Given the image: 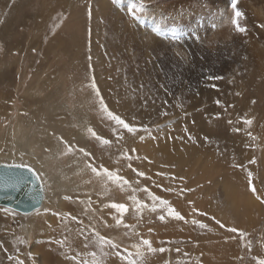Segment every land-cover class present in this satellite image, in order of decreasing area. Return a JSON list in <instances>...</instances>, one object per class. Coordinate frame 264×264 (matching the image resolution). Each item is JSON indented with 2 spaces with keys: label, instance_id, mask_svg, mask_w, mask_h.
Masks as SVG:
<instances>
[{
  "label": "rangeland",
  "instance_id": "1",
  "mask_svg": "<svg viewBox=\"0 0 264 264\" xmlns=\"http://www.w3.org/2000/svg\"><path fill=\"white\" fill-rule=\"evenodd\" d=\"M259 46L264 0H0V156L46 162L38 169L49 192L59 189L29 213L0 205V264H47L32 243L53 239L42 235L57 223L59 233L76 224L82 248L124 264H261ZM101 88L127 93V108L138 103L133 121L107 105ZM68 203L83 211L72 214ZM45 211L49 218L35 220ZM73 252L60 260L91 264Z\"/></svg>",
  "mask_w": 264,
  "mask_h": 264
},
{
  "label": "bare ground",
  "instance_id": "2",
  "mask_svg": "<svg viewBox=\"0 0 264 264\" xmlns=\"http://www.w3.org/2000/svg\"><path fill=\"white\" fill-rule=\"evenodd\" d=\"M255 1H257V0H255ZM243 4V3H242ZM245 4H246V2H245ZM101 7H103V6H105V5H103V4H101L100 5ZM246 6V5H245ZM99 7V6H98ZM97 7V8H98ZM104 8V7H103ZM112 9V8H111ZM98 10V9H97ZM107 10V9H106ZM103 11V10H102ZM256 16H259L258 15V12H256ZM248 18L249 19H251L250 17H249V15H248ZM254 18V17H253ZM257 29H255V31H256ZM258 31V30H257ZM259 32V31H258ZM255 33H257V32H255ZM160 46V45H159ZM260 47V50L259 51H257L260 55H261V53L263 54V56H264V50H261V46H259ZM264 49V48H263ZM263 51V52H262ZM255 54H257V53H255ZM259 54H257V55H259ZM256 55V56H257ZM263 56L261 55V56H259V59H263ZM258 57V56H257ZM258 59V60H259ZM257 60V61H258ZM255 63V62H254ZM253 63V64H254ZM262 63V62H261ZM257 64V63H256ZM263 64H264V62H263ZM263 64H260V65H263ZM259 65V64H258ZM254 66V65H253ZM95 68V72L98 74L99 73V70L101 69L100 67H94ZM257 68V67H256ZM259 68V67H258ZM261 69V68H260ZM262 69H264V67L262 68ZM257 71V70H256ZM264 71V70H263ZM258 72V71H257ZM262 72V71H261ZM263 73V75H264V72H262ZM259 74V73H258ZM260 75V74H259ZM262 75V76H263ZM49 76V75H48ZM258 77V76H257ZM264 78V77H263ZM47 82V81H46ZM255 82V81H254ZM263 82V81H262ZM103 82H102V80H101V84H102ZM100 84V85H101ZM103 86H104V84H103ZM102 86V87H103ZM255 89V88H254ZM101 90H102V92H103V95H104V97H105V102L107 103V105L113 110V111H115V112H117V113H119V114H121L122 116H124V117H126L127 119H129V120H132L133 119V117H132V115H133V113L135 112V109H134V107L138 104V103H136V102H133V101H131V103L133 104L132 105V107L131 108H127V101L129 100V98H128V95H127V93L126 94H122V93H118L114 88L112 89V96H110L109 95V93H105V90H104V88H101ZM120 101L119 103L117 102V101ZM148 105V111H150L151 110V105H149V104H147ZM130 106V105H129ZM139 106V105H138ZM141 106V105H140ZM139 106V107H140ZM138 108V107H137ZM142 108H143V106H142ZM146 108V107H145ZM143 109L144 111L146 110V109ZM132 109V110H131ZM142 110V111H143ZM152 112V111H151ZM155 112V111H154ZM262 113H263V111H262ZM120 115V116H121ZM57 119V118H56ZM79 119V118H78ZM58 120V122H59V119H57ZM143 121L145 120V119H142ZM133 121V120H132ZM143 121H140V122H143ZM146 121V120H145ZM138 122H139V120H138ZM68 131H65L64 132V136H66V135H68L69 136V134L70 133H67ZM200 132H205V130H202V131H200ZM16 133V132H15ZM26 134V133H25ZM32 135V134H31ZM33 136V135H32ZM29 137L30 136H27V135H23L22 137H21V141H22V144L21 145H27L28 144V141H29ZM35 138V137H34ZM198 142L200 141V139H198L197 140ZM35 142V141H34ZM17 143V142H16ZM205 143H215V141L213 140V139H211V141H209V140H207V141H205ZM42 144V142L40 141V142H37V145H41ZM45 144V142H43V145ZM37 145H35V146H37ZM15 146V145H14ZM57 153V152H56ZM11 155V154H10ZM54 155V154H53ZM0 159H5V162H0V164L1 163H20V162H18L19 161V156H17L16 158H12L11 156H6V155H4V156H0ZM25 159V158H24ZM9 160V161H8ZM26 160V161H25ZM25 160H23V163H27L28 165H30L34 170H35V172L37 173V175H39V177H40V179H41V182H42V187H43V196H42V199H41V201H40V205H39V207H42V208H44V206L46 205V199H47V193L49 194V196L51 195V196H56V193L58 192V190L59 189H55V190H53L51 193L49 192V188H48V185H47V182H46V179H45V176L44 175H42V172H41V170H43L44 172H45V170H46V162L45 163H43L42 161V163L41 162H35L33 159H31V158H29V157H26V159ZM46 160V159H45ZM21 161V160H20ZM35 163V164H34ZM32 164H34V165H32ZM119 166V165H118ZM38 169H41V170H39L38 169V171H40V172H38L37 170H36V168ZM62 170V169H61ZM66 170H67V168H66ZM46 174V173H45ZM48 174V173H47ZM66 175V174H65ZM69 175V174H68ZM67 177V176H66ZM42 178H43V180H44V182H43V180H42ZM48 179V178H47ZM51 179V182H54V181H56L57 182V180H59V181H61L62 183H64L65 184V182H67L66 181V179L65 178H60V177H58V178H54V179H52V178H50ZM68 181H69V178L67 179ZM45 183V184H44ZM56 185V184H55ZM63 185V184H62ZM59 187V186H58ZM73 187V186H72ZM46 188V189H45ZM67 188V187H66ZM69 189V188H68ZM69 191V190H68ZM64 193H65V191H64ZM59 197H60V195H59ZM52 198H54V197H52ZM52 200V199H51ZM59 200V203L61 204V200H62V197L61 198H59L58 199ZM49 201V200H48ZM58 202V201H57ZM49 203H51V201L49 202ZM0 205H2V206H5V207H8V208H10V209H12V210H15V211H17V212H20V213H29V212H32L33 210H35L36 208H34L32 211H29V212H21L20 210H17V209H13L12 207H9V206H6V205H3L2 203H0ZM49 205V204H48ZM67 206H64V205H62L63 206V208L65 207V208H67V209H69V211L70 212H72V214H78L79 215V213H81V211H83V210H80L79 209V206L76 204V203H68V204H66ZM93 206H94V204H93ZM92 206V207H93ZM38 207V208H39ZM95 207V206H94ZM37 208V209H38ZM90 208V207H89ZM102 209V208H101ZM89 210V209H88ZM103 210V209H102ZM40 211V210H39ZM101 212H103V211H101ZM104 212H106V211H104ZM45 214V216L46 217H48L49 218V216L51 215V213H49V212H46L45 211V213H39L38 215H34L33 217L34 218H36V217H38V216H43ZM83 214V213H82ZM107 215V214H106ZM111 216H112V213H111ZM114 216V215H113ZM104 217V216H103ZM115 218V217H114ZM69 220H70V217L68 218ZM68 219H66V217L65 218H63L62 219V223L63 222H65V221H67L68 222ZM111 219V218H110ZM35 220H37V218L35 219ZM72 220H74V219H72ZM105 220H106V217H105ZM113 219H111L110 221H112ZM108 221V220H107ZM79 222V221H78ZM30 224L31 223H25V224H23V226H22V228H21V232H22V234H24V236L26 237V239L30 242L31 241V239H32V237H33V228L32 227H30ZM32 225V224H31ZM50 225V224H49ZM75 226H76V224H71V228H72V230H68V231H66L65 229V233H59V231H61L60 229V225H59V223H57L56 225H54V226H51V227H46L45 228V234L44 235H42V236H47V235H51V237L53 238V239H48V238H45V240H43V241H41V242H39L38 240L42 237V236H38L37 234H36V237H35V241L37 242V243H35V242H33L32 243V251L33 252H38V250L40 251L41 250V252H39V253H41V259L39 258V260H41L42 262H47V264H67L65 261H62V260H60L61 258H59V256H61V255H63V254H67L68 255V253L69 252H72V251H74L73 253H75V257L77 258V260H78V258H83V260L84 259H87L91 264L93 263V264H124V261H123V259H122V257H119V256H114V255H108V253H106L105 251H103L100 247H97L96 246V249L93 251V252H90V251H87V250H85L84 248H82L81 246H82V239H78V238H75V236L73 235V230H75ZM82 228V227H81ZM37 231V229L35 228V231L34 232H36ZM78 231V230H77ZM84 231V230H83ZM82 232V231H81ZM85 232V231H84ZM88 233V232H87ZM83 234V233H82ZM52 235H54V236H52ZM79 235H80V233H79ZM87 235V234H86ZM87 236H89V235H87ZM86 236V237H87ZM50 237V238H51ZM55 237L57 238V240H55L54 241V243L52 244L51 243V240H54L55 239ZM76 237H78V236H76ZM85 237V238H86ZM91 237V236H90ZM44 238V237H43ZM82 238V237H81ZM93 238V237H92ZM92 238H86V239H88V240H86L85 242H86V245H94L95 243V241L93 242L92 241ZM94 239V238H93ZM95 240V239H94ZM77 247L78 249L77 250H75V248L74 247ZM94 249V248H93ZM106 250H108V249H106ZM111 250V249H110ZM96 251V252H95ZM110 253V252H109ZM70 254V253H69ZM72 256V255H71ZM79 256V257H78ZM66 257V256H65ZM64 258V257H63ZM76 258H74V259H76ZM67 260V259H66ZM79 260H81V259H79ZM40 261V262H41ZM206 261V260H205ZM208 261V260H207ZM77 262V261H76ZM83 261H80L79 263H82ZM78 263V262H77Z\"/></svg>",
  "mask_w": 264,
  "mask_h": 264
},
{
  "label": "water",
  "instance_id": "3",
  "mask_svg": "<svg viewBox=\"0 0 264 264\" xmlns=\"http://www.w3.org/2000/svg\"><path fill=\"white\" fill-rule=\"evenodd\" d=\"M10 164L1 163L0 165ZM19 181L16 189L6 188L5 181ZM43 196V187L39 175H33L24 169L0 167V203L29 212L38 208Z\"/></svg>",
  "mask_w": 264,
  "mask_h": 264
},
{
  "label": "snow or ice",
  "instance_id": "4",
  "mask_svg": "<svg viewBox=\"0 0 264 264\" xmlns=\"http://www.w3.org/2000/svg\"><path fill=\"white\" fill-rule=\"evenodd\" d=\"M233 7L235 8V4L233 5ZM240 15H241V13H239V12H236V13H235V16H236V17H239ZM231 23L236 24L237 21H236L235 19H232ZM237 27H238V26H237ZM238 31H244V29L238 27ZM208 79H219V77H208ZM109 115L112 116V119H113L114 121H116L117 124L123 125V127H124L125 129H127L128 132H133V131H135V129H134L133 127H131L128 123H126V122H125L122 118H120L119 116H117V115H112L111 112L109 113ZM0 167L15 168V169H24V170H26V171H28V172H32L33 175H37V173L35 172V170H34L30 165H28V164H26V163H23V162H21V163H10V164H4V165H0ZM93 171L95 172L96 169L93 168ZM104 171L107 172V173L109 174V176H111V172H109V170H108L107 168H105ZM141 175H143V173H141ZM249 177H251V174H250V173H249ZM19 183H20V182H19L18 180H17V181H14V182H13V181H5L4 186H5L6 188H13V189H16V188L19 187ZM250 186H251V181H250ZM253 191H255L254 188H253ZM258 198H259V197H258ZM112 207H113V208H117V209H121V210H123V209L125 208V206L122 205V204H113ZM176 216H177V218H182V217L179 216L178 213L176 214ZM161 219H163V217H161ZM217 223H219V221H217ZM201 226L203 227V225H201ZM221 227H223V225H221ZM230 231L235 232L236 229H235V228H232V229H230ZM104 242H105V243H108V244H111V241H107V240H105ZM144 244H145V245H149L150 242L147 241V240H145V241H144ZM112 247L115 248V247H117V246L114 245V244H112ZM261 264H264V261H261Z\"/></svg>",
  "mask_w": 264,
  "mask_h": 264
}]
</instances>
